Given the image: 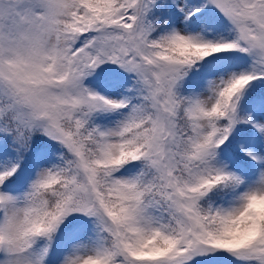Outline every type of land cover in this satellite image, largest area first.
<instances>
[{"label":"snow or ice","instance_id":"snow-or-ice-1","mask_svg":"<svg viewBox=\"0 0 264 264\" xmlns=\"http://www.w3.org/2000/svg\"><path fill=\"white\" fill-rule=\"evenodd\" d=\"M0 264H264V0H0Z\"/></svg>","mask_w":264,"mask_h":264}]
</instances>
